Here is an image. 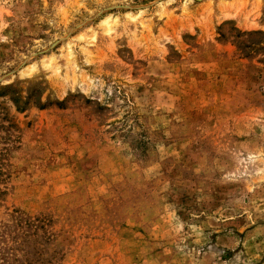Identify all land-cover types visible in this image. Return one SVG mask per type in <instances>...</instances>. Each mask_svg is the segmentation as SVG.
<instances>
[{"label": "rangeland", "instance_id": "1", "mask_svg": "<svg viewBox=\"0 0 264 264\" xmlns=\"http://www.w3.org/2000/svg\"><path fill=\"white\" fill-rule=\"evenodd\" d=\"M0 0V264H264V0Z\"/></svg>", "mask_w": 264, "mask_h": 264}, {"label": "water", "instance_id": "2", "mask_svg": "<svg viewBox=\"0 0 264 264\" xmlns=\"http://www.w3.org/2000/svg\"><path fill=\"white\" fill-rule=\"evenodd\" d=\"M159 0H155L149 4H146V5H142V6H136V7H125L127 9H142V8H146L148 6H152V5H155Z\"/></svg>", "mask_w": 264, "mask_h": 264}]
</instances>
